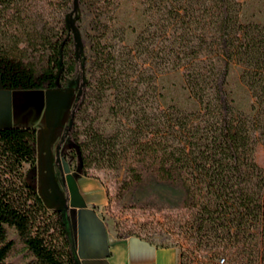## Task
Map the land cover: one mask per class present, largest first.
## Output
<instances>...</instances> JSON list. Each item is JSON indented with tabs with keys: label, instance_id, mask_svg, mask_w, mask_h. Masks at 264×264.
Wrapping results in <instances>:
<instances>
[{
	"label": "trees",
	"instance_id": "16d2710c",
	"mask_svg": "<svg viewBox=\"0 0 264 264\" xmlns=\"http://www.w3.org/2000/svg\"><path fill=\"white\" fill-rule=\"evenodd\" d=\"M139 1L130 41L117 22L123 0H0L2 83L57 91L86 70L64 138L81 174L124 169L118 199L148 184L179 192L193 248L181 264H264V171L255 159L264 147V23L242 20L248 0ZM82 15L91 17L84 42ZM234 65L246 111L227 90ZM173 71L195 109L161 105L158 78ZM37 142L32 125L0 127V264H19V253L22 264H81L73 221L50 211L24 172L37 164Z\"/></svg>",
	"mask_w": 264,
	"mask_h": 264
},
{
	"label": "rangeland",
	"instance_id": "374dc122",
	"mask_svg": "<svg viewBox=\"0 0 264 264\" xmlns=\"http://www.w3.org/2000/svg\"><path fill=\"white\" fill-rule=\"evenodd\" d=\"M141 8L139 0H123L122 8L118 12L117 22L125 27L130 41L138 32ZM78 15L81 14L74 13L73 20ZM90 20V16L82 15L81 26L77 28L80 42L85 41V34L90 31ZM242 20L264 23V0H248L242 10ZM75 26L77 27L76 23ZM85 50L86 48H83V54ZM81 75L72 80L68 88L54 92L53 94L58 95L56 97L48 96L47 92L50 91L10 89L0 80V127L25 126L32 122L40 127L36 149L37 164L33 168L29 165L24 167L27 179L40 194L46 207L50 211H56L69 205L66 176L73 175L80 192L82 188L91 194L99 215L116 232L117 237H140L154 246L173 247L179 254L180 264L183 262L182 253L192 258L189 251L193 248L185 233L190 212L178 206L181 197L179 192L165 186L148 184L118 199L117 190L124 179V169L119 171L91 169L87 176H83L77 155L71 151L69 141L61 143L77 98V85L80 78L84 80L88 78L86 70ZM157 83L163 94L161 105H176L187 111L196 108V103L184 87L181 71L164 73L158 78ZM227 90L241 110H248L251 99L240 80L238 66L234 65L230 70ZM53 101L57 103L58 108L54 106ZM51 109L55 111L52 114L47 113V117L53 118L55 124H52V134L48 140L46 131L51 125L47 122L46 112ZM21 115L24 118L19 122ZM94 115L95 112H92V116ZM33 116L36 118H32ZM100 119L102 125L107 128L111 121L113 122L107 114ZM255 159L264 171V147L261 144L256 146ZM11 235L15 236V231L12 230ZM12 259L19 264L26 261L20 253ZM190 264L197 263L191 259Z\"/></svg>",
	"mask_w": 264,
	"mask_h": 264
},
{
	"label": "crops",
	"instance_id": "0c3cea01",
	"mask_svg": "<svg viewBox=\"0 0 264 264\" xmlns=\"http://www.w3.org/2000/svg\"><path fill=\"white\" fill-rule=\"evenodd\" d=\"M22 115L19 122L24 118ZM46 118L51 125L46 131L50 140L55 121L47 117V112ZM28 125L36 126L40 133L36 123ZM80 193L85 200V208L73 209L68 205L61 210L64 209L73 221L81 264H180L179 254L173 247L154 246L139 238L117 237L116 232L99 215L91 194L82 188Z\"/></svg>",
	"mask_w": 264,
	"mask_h": 264
},
{
	"label": "water",
	"instance_id": "95a60500",
	"mask_svg": "<svg viewBox=\"0 0 264 264\" xmlns=\"http://www.w3.org/2000/svg\"><path fill=\"white\" fill-rule=\"evenodd\" d=\"M54 92H56V91H50L47 94H48V96H54V94H53ZM53 104H55L54 106H57V103L54 101H53ZM57 108H58V106H57ZM54 111H55V109L54 110L51 109V110H48L47 113L52 114ZM10 126H13V125H8V126H4V127H10ZM38 138H39V132H38ZM66 181H67V187H68V191H69V205H70V207L73 209L85 208L86 207L85 200L83 199V196L80 193L78 184H77L74 176L70 175V174L67 175Z\"/></svg>",
	"mask_w": 264,
	"mask_h": 264
},
{
	"label": "flooded vegetation",
	"instance_id": "af4514ba",
	"mask_svg": "<svg viewBox=\"0 0 264 264\" xmlns=\"http://www.w3.org/2000/svg\"><path fill=\"white\" fill-rule=\"evenodd\" d=\"M0 80H1V77H0ZM1 82H2V80H1ZM3 84V83H2ZM5 86V85H4ZM6 86H8V88H10L9 87V85H6ZM5 86V87H6ZM10 89H13V88H10ZM70 120V119H69ZM69 125V124H68ZM68 125H67V128H68ZM19 126H21V125H19ZM35 127V126H34ZM37 128V127H36ZM38 129V128H37ZM66 131H67V129H66ZM66 131H64V136H63V138H62V141H61V143L63 144V143H65L66 141L64 140V138H65V133H66ZM38 132H39V130H38ZM59 166H60V164H58ZM64 210V209H63Z\"/></svg>",
	"mask_w": 264,
	"mask_h": 264
}]
</instances>
